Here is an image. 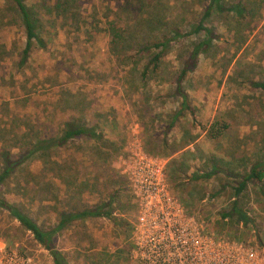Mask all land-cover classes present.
<instances>
[{
    "label": "rangeland",
    "instance_id": "374dc122",
    "mask_svg": "<svg viewBox=\"0 0 264 264\" xmlns=\"http://www.w3.org/2000/svg\"><path fill=\"white\" fill-rule=\"evenodd\" d=\"M223 2L241 5V14L211 6L203 21L216 37L181 81L192 112L182 109L168 125L179 107L172 94L175 70L197 37L171 39L156 69L146 52H134L135 44L168 34L171 26L187 31L207 0H67L54 16L40 8L44 47L34 42L19 68L24 30L12 5L0 0V127H6L0 144H24L37 132L59 134L70 117L94 124L99 134L73 137L34 156L0 183V197L43 231L60 213L102 204L111 209L113 217L87 214L51 235L67 264H143L127 257L132 206L115 166L117 154L135 140L164 158L171 190L206 231L249 244L264 241V177L233 191L238 174L264 157V89L246 82L264 79V0ZM214 120L221 127L211 137L207 127ZM212 164L222 170L211 171ZM233 202L247 223L221 215ZM0 239L52 264L48 250L2 207Z\"/></svg>",
    "mask_w": 264,
    "mask_h": 264
},
{
    "label": "built area",
    "instance_id": "2783aa9c",
    "mask_svg": "<svg viewBox=\"0 0 264 264\" xmlns=\"http://www.w3.org/2000/svg\"><path fill=\"white\" fill-rule=\"evenodd\" d=\"M164 158L147 153L138 140L116 156L132 206L130 261L143 264H264V241L249 244L214 235L187 212L165 175ZM0 264H40L0 239Z\"/></svg>",
    "mask_w": 264,
    "mask_h": 264
},
{
    "label": "trees",
    "instance_id": "16d2710c",
    "mask_svg": "<svg viewBox=\"0 0 264 264\" xmlns=\"http://www.w3.org/2000/svg\"><path fill=\"white\" fill-rule=\"evenodd\" d=\"M5 3L12 5L17 18L20 21V25L24 30V44L19 51L18 59L16 61V66L19 68L24 65L26 59L29 55V52L35 42L36 45L40 48L44 47L43 39L38 35V29L40 27V20L38 17V9L43 8L44 14H51L54 16L58 15L59 12L64 10L67 0H35L34 3L27 5L25 0H4ZM52 2V3H51ZM213 6L215 9H232L237 15L241 14L242 7L237 3H231L225 5L223 0H207V3L203 6V9L194 22L191 23L189 29L185 32H180L177 27H169L168 34L161 33L158 37H151L146 40L138 41L135 44V53L136 52H146L148 54L147 63H151L152 69H156L158 66L160 56L162 52L167 48L171 39L175 38L178 35H191L195 34L197 39L191 42V48L188 49L185 54L180 56L177 69L175 70L173 78V90L172 94L177 95L179 98V107L173 114L170 116V122L168 125L172 124L180 111L186 110L188 113H191V107L186 100L187 94L181 85V81L184 76L192 71L196 57L199 52H205L207 48L211 45L212 39L216 37L213 29L204 23L205 17L209 15L210 8ZM119 33L115 32L114 36H118ZM199 35V36H198ZM157 48L156 50L150 51V48ZM145 65L140 71V76H144ZM247 84L250 87H258L264 89V79H247ZM1 124V123H0ZM0 128V130L5 131V123ZM27 124V123H26ZM224 125V124H222ZM214 127L213 129H211ZM221 125L217 121L211 122L207 127V133L209 136L213 137L219 133ZM214 130V131H213ZM86 136V137H97L99 134L95 130V125L90 124L86 125L81 118L70 117L64 120L62 127L59 131V134L54 135H41L40 133L31 134L24 142V144H18V141L13 144H8L6 146L4 141L0 144V183L9 175L11 170L21 164L22 162L31 159L34 156L48 155L52 150L57 147L64 145L69 139L76 136ZM14 138L13 140H15ZM2 141V139H0ZM11 148H15L17 151L15 153L11 152ZM222 170L215 164H212L211 171ZM224 172H228L223 170ZM239 179L236 182V185L233 187L234 193H238L242 188L246 187V184L249 182H257L264 177V157L257 159L256 162H253L247 171L238 174ZM181 201V200H180ZM182 202V201H181ZM183 205V204H182ZM0 207L6 209L9 214L20 224V226L27 230L32 238L41 244L50 255L52 264H67L64 261L62 254L51 244V235L63 228L66 222L71 219L79 218L86 216L87 214L92 215H105L107 217H113L111 209L104 208V205H95L89 207L80 212L68 213V214H59L58 221L56 224L47 231L41 230L34 221H32L25 214L17 210L13 205L7 203L4 199L0 197ZM233 214L237 221L247 223L250 219L247 214L239 208L235 202L231 204L229 209L225 212H222L221 215H231ZM259 242V241H258ZM256 242V244H260Z\"/></svg>",
    "mask_w": 264,
    "mask_h": 264
}]
</instances>
